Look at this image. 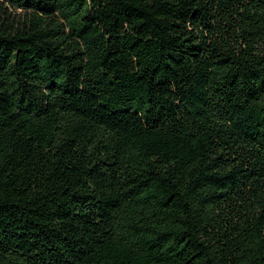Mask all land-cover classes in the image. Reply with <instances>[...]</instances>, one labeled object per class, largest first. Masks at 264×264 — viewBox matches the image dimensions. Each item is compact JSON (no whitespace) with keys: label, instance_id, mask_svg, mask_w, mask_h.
<instances>
[{"label":"trees","instance_id":"16d2710c","mask_svg":"<svg viewBox=\"0 0 264 264\" xmlns=\"http://www.w3.org/2000/svg\"><path fill=\"white\" fill-rule=\"evenodd\" d=\"M0 264H264V0H0Z\"/></svg>","mask_w":264,"mask_h":264},{"label":"rangeland","instance_id":"374dc122","mask_svg":"<svg viewBox=\"0 0 264 264\" xmlns=\"http://www.w3.org/2000/svg\"><path fill=\"white\" fill-rule=\"evenodd\" d=\"M13 13H19V10H11Z\"/></svg>","mask_w":264,"mask_h":264}]
</instances>
